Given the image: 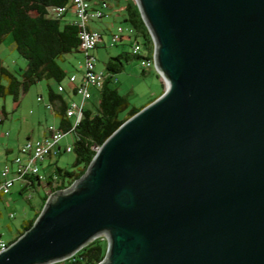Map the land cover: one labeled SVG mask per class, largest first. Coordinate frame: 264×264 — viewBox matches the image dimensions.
<instances>
[{
	"label": "water",
	"instance_id": "water-1",
	"mask_svg": "<svg viewBox=\"0 0 264 264\" xmlns=\"http://www.w3.org/2000/svg\"><path fill=\"white\" fill-rule=\"evenodd\" d=\"M164 91L46 198L0 264H264V0H135Z\"/></svg>",
	"mask_w": 264,
	"mask_h": 264
},
{
	"label": "trees",
	"instance_id": "trees-1",
	"mask_svg": "<svg viewBox=\"0 0 264 264\" xmlns=\"http://www.w3.org/2000/svg\"><path fill=\"white\" fill-rule=\"evenodd\" d=\"M70 1L0 0V43L6 35H11L15 49L26 60L25 67L15 71L9 70L0 61V96L11 95L13 100L17 101L21 94L37 82L53 81L55 88L50 84L47 85V98L52 106L51 111L59 119V128L64 133L72 132L75 136L71 144L75 154L71 168L55 166L45 180H41L36 174L25 176L21 187L23 191L30 188L34 190L42 188L44 194L40 196L39 209L32 218L24 221L17 235L9 243L32 225L48 195L70 186L79 178L102 142L123 121L142 108V106H130L128 99L118 92L113 80L115 75L123 70L126 61L130 58H138L140 62L142 57L133 55L131 52H121L109 57L105 62L107 76L102 87L96 89L98 92L96 109L92 111L84 108L82 118L72 128V120L65 113L67 103L65 95L69 93L67 90L62 93L56 91V85L68 77L58 60H63L66 54L81 51L79 34L85 27L76 23L74 18L73 20L66 18L67 13L55 16L51 12L52 8L69 4ZM88 1L94 6L99 5L100 2H106L109 10L117 11V14L121 16V22L134 29L135 37L141 41L144 48L150 52L153 51L152 38L135 0ZM99 36L102 38L101 34ZM126 41L130 43V39ZM142 69L145 70V68ZM160 78L164 91L165 83L161 76ZM2 112L5 116L4 111ZM59 154L60 152L56 153V155ZM1 198L2 195H0ZM106 248V238L98 236L70 257L55 263L97 264L103 259Z\"/></svg>",
	"mask_w": 264,
	"mask_h": 264
},
{
	"label": "rangeland",
	"instance_id": "rangeland-1",
	"mask_svg": "<svg viewBox=\"0 0 264 264\" xmlns=\"http://www.w3.org/2000/svg\"><path fill=\"white\" fill-rule=\"evenodd\" d=\"M105 21L110 23V28L113 31L117 30L118 24H125L121 22V16L117 14V11H112L110 17L90 21L89 25L93 26L95 30H104ZM110 36L109 31L103 33L99 47L91 51L96 58L97 70H105V62L109 57L131 50L130 43L126 39L121 43L111 45ZM83 57V52H72L66 54L63 60H58V63L68 75L75 73L79 78L82 73ZM0 61L3 66L11 71L23 68L26 65V60L15 49L11 35H6L0 43ZM158 75L159 73L155 67L146 68L143 71L139 59L130 58L124 63L123 70L117 73L113 80L118 92L128 99L130 106L143 107L163 91V83L160 75ZM62 83L67 87L71 84L68 77ZM48 84L55 87L53 81L41 80L21 94L17 101H14L11 95L0 96V110L3 108L5 112L0 130L3 129L4 132L9 133L8 136L0 135V150L3 148L5 141L13 142L17 146L15 138L19 135V128H21V135L19 136L21 141L24 133L32 135V137H29L31 139L40 138L42 137V130L47 129L51 124L58 123L52 111L46 108ZM66 97L68 100H74L78 103L82 100L80 94L71 93L70 96L66 95ZM97 104L98 92L92 88V97L85 102V108L94 111ZM75 119L76 117H72V121H75ZM74 137V133L67 132L60 138L63 150L59 155L53 154L39 163L40 174L48 176L55 166L71 168L75 160V154L73 151H64V147L66 144H72ZM48 162H50V165L47 166ZM23 183L21 180H16L10 193L0 199V233L7 242L17 235L24 221L34 216L40 206V196L44 194L42 188L38 190L30 188L23 191L21 189ZM10 214H13V216H10Z\"/></svg>",
	"mask_w": 264,
	"mask_h": 264
},
{
	"label": "built area",
	"instance_id": "built-area-1",
	"mask_svg": "<svg viewBox=\"0 0 264 264\" xmlns=\"http://www.w3.org/2000/svg\"><path fill=\"white\" fill-rule=\"evenodd\" d=\"M51 12L55 16H62L71 12L74 16V21L85 27L79 34L80 37V52L84 53L83 64L81 65L82 73L78 78L75 73L68 75V80L71 83L69 87L63 83L56 85L58 93L68 91L69 94H80L81 102L68 100L66 103V115L72 119V128L82 118V112L85 108V102L92 97V88L100 89L105 81L107 72L105 70H97L94 54L91 51L99 45L102 40L100 33L90 28L89 22L101 20L111 15L106 2H100L99 5H92L88 0H71L69 4L52 8ZM134 29L128 24H118L117 30H110L111 45H115L124 39H130V52L133 55L142 57L140 65L142 68L155 67L154 62V44L153 51L150 52L144 48L141 41L134 35ZM46 108L52 109V106L47 103ZM8 132H4L8 136ZM66 133L59 126L49 127L46 135L36 138L27 139L18 148L17 153L13 158V164H5L0 168V195H6L10 192L16 180L24 181L28 174H36L41 180H45L47 176L40 174L39 163L45 158L61 152L59 146L60 138ZM64 151H72V145L67 144ZM13 216V214H10ZM106 238L105 236H102ZM9 245L2 234L0 233V251L4 250Z\"/></svg>",
	"mask_w": 264,
	"mask_h": 264
},
{
	"label": "crops",
	"instance_id": "crops-1",
	"mask_svg": "<svg viewBox=\"0 0 264 264\" xmlns=\"http://www.w3.org/2000/svg\"><path fill=\"white\" fill-rule=\"evenodd\" d=\"M66 18L73 20L74 16H73V14L71 12H69V13H67ZM104 26H105L104 30H97L102 36H103V33L107 32V31H109V33H110V30H111L110 23L108 21L104 22ZM90 28L94 29L93 26H91V25H90ZM53 88H55V87H53ZM69 95H71V94H69ZM65 98L68 101L66 95H65ZM2 111H4V109L0 110V119H1L0 126L2 125L3 119L5 118V116L3 115ZM4 114H5V112H4ZM52 114H53V112H52ZM53 116L55 118H57L54 114H53ZM57 120H58V123H59V119L58 118H57ZM58 123L57 124H51L50 126L47 127V129L42 130V132H41L42 134L41 135L42 136L46 135L48 133V131H49V127L58 126ZM20 131H21V128H19V135L16 136V138H15L16 142H17V146H15V144H13V142L10 143L9 141H5L3 143V148L0 150V168L2 166H4L5 164H13L12 163L13 162V158H14L15 154L17 153L16 151L18 150V148L21 146V144L23 142L26 141V139H31L29 137H32V135H29L28 133H24L23 134L24 137H22V140L20 141V138H19V136L21 135ZM0 135H2V136L4 135V130L3 129L0 130ZM59 146H60L61 151H62L63 150V146L60 144V141H59ZM48 165H50V162L47 163V166ZM3 196L4 195H2V197Z\"/></svg>",
	"mask_w": 264,
	"mask_h": 264
}]
</instances>
